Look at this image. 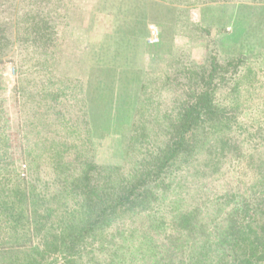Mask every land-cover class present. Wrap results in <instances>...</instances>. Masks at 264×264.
<instances>
[{
  "label": "trees",
  "instance_id": "trees-1",
  "mask_svg": "<svg viewBox=\"0 0 264 264\" xmlns=\"http://www.w3.org/2000/svg\"><path fill=\"white\" fill-rule=\"evenodd\" d=\"M44 1L37 2L34 10H23L14 21L11 18L17 14L14 0H0V11L4 8L1 13L6 11L10 16H0V62L14 42L23 48L30 44L46 57L44 49L52 46L53 41L47 29L46 9L51 0ZM57 4L56 1L54 5ZM185 56L171 57L167 78L179 84L177 95H180L163 119L160 114L152 120L145 119L147 108L139 96L131 125L121 138L124 155L132 159L125 164H103L96 160L94 122L84 95L88 75L46 72L61 58H53L51 63L44 58L39 67L48 74L47 79L38 83L26 78V82L32 83L28 88L26 82L20 84L22 98L31 101L35 110L26 113L19 109L20 158L26 167L25 176L9 153L7 136L0 134V215L5 234L0 252L4 257L7 255L1 264H54L50 260L53 255L63 256L61 264H84L83 259L85 264L92 261L98 264L97 256L101 253L108 255L102 264H119L127 263L125 253L130 250L138 252L143 262L149 258L154 259L153 264H170L166 258L177 247L166 244L176 238L195 244V249L178 260L180 264H264V160L250 151L241 155L245 153L242 146L231 144L234 135L231 117L224 115L226 108L218 94L225 90L236 92L245 77L254 81L264 68V49L254 54L253 60L233 53L225 57L224 66L216 52H210L200 65ZM29 73L32 75L33 70ZM75 95L80 97L78 109H74L72 102L77 98ZM3 117L0 106V121ZM230 146L250 169L259 168L260 176L250 181L245 193L226 188L217 195L215 208L221 203L226 207L219 219L215 217L207 223L201 203H206L209 196L197 191L196 204L181 208L172 217L170 231L153 230L152 207L158 205L162 191L168 189L170 182H164L168 175L178 171L180 183L189 181L188 173L198 170L193 166L195 157L198 159L204 153L210 158L202 165L214 172L212 166L217 169V163L224 162ZM5 157L10 158L8 163H4ZM39 158L48 167V173L39 168ZM234 169L238 172L237 165ZM250 190L255 193L248 194ZM141 216H146L150 223L136 221ZM125 221L136 222L133 228H141L139 232L145 241L149 235L146 229L152 230V240L164 232L165 248L156 251L155 244L124 240V232L118 231L116 224ZM153 257L159 260L156 262ZM80 258L82 261L77 260Z\"/></svg>",
  "mask_w": 264,
  "mask_h": 264
},
{
  "label": "rangeland",
  "instance_id": "rangeland-1",
  "mask_svg": "<svg viewBox=\"0 0 264 264\" xmlns=\"http://www.w3.org/2000/svg\"><path fill=\"white\" fill-rule=\"evenodd\" d=\"M56 1L58 4L54 5ZM56 1H48L46 5L49 21L47 29L53 41L52 46L44 49L46 57L38 54V48H32L30 44L23 48L14 42L8 55L0 62V106L4 112L0 121V134L7 136L9 153L13 155L17 169L24 176L26 167L20 158L22 140L20 124L18 125L19 109L23 108L24 112L31 113L35 106L22 98L19 88L21 83L26 82V78L36 79L38 83L47 79L48 74L39 67L44 58L48 63L53 58H61L59 63L45 69L46 72L52 70L58 74L64 72L68 76L88 75L84 95L90 103L89 112L94 122L92 130L93 143L97 147L96 160L103 164H125L132 159L124 155L121 138L125 128L131 125L139 96L143 97L147 108L144 112L145 119L152 120L159 114L163 119L180 95H177L179 84L167 78L171 57L188 55L187 59L200 65L206 62L210 52H216L218 61L224 66L225 57L233 53L253 60V55L264 49V0H196V3L194 0ZM37 2L45 3L44 0H14V13L17 14L11 18L16 20L15 17L23 10H34ZM1 11L2 18H10L6 11ZM15 24L17 25V21ZM50 53L52 54L48 55ZM31 70L32 75L29 73ZM227 75L228 73H224V76ZM245 78L236 92L218 91L219 100L226 108L224 115L231 117L234 132L231 144L242 146L245 153L241 155L250 151L264 160V68L258 71L254 81L252 77ZM28 84L32 83L26 82L27 88L30 87ZM141 84L145 88L141 89ZM75 97V101L72 100L74 109L80 106V97ZM36 99L38 96L34 100ZM160 127L164 128V125ZM241 155L237 153L235 156L230 146L229 153L223 158L224 162L217 163V169L213 165L212 172L211 167L202 165L210 157L205 153L201 154L198 159H194L193 166L198 168L197 172L188 173L189 181L185 183H180L176 173L178 171L175 172L177 178L174 177L175 174L168 175L164 182L169 181V187L162 191L158 205L152 207L155 208V215L152 214L153 230L163 228L170 231L172 217L181 208L196 204L197 191L207 193L204 195L209 196L207 202L213 199L212 202L201 203L204 222L210 223L215 217L219 219L222 208L226 205L221 203L215 208L214 198L226 188L245 193L250 181L260 176L259 168L250 169ZM9 159L5 157L4 163H8ZM38 162L39 168L48 173V167L42 158ZM234 165H237L238 172ZM247 193L252 195L255 191ZM205 200L206 198L201 201ZM2 219L3 215H0V245H3L5 235ZM136 221L145 225L150 223L146 216H141ZM135 224L137 223L125 221L123 224L117 223L116 228L124 232V240L132 244L152 243L157 245L158 248L154 249L156 251L165 248L163 243L167 239L164 232L158 231L160 234L155 237L157 239L152 240V230L146 229L145 232L149 235H146L145 241L140 234L141 228L134 230L137 228H133ZM184 241L186 240L176 238L167 242L166 245L171 243L169 245L176 246L177 250L166 258V262L180 264L178 260L188 254L187 251L193 250L195 244L191 240ZM130 248L133 249V246ZM106 254L97 256L98 264L106 260ZM125 254L127 263L119 264H153L154 259L148 258L143 262L138 252L130 250ZM5 258L7 255L4 257V253L0 252V264ZM82 258L77 260L82 261ZM50 260L54 264H61L63 256L53 255ZM85 260L83 259L84 264ZM158 260L157 258L156 262ZM89 264L96 263L92 261Z\"/></svg>",
  "mask_w": 264,
  "mask_h": 264
}]
</instances>
